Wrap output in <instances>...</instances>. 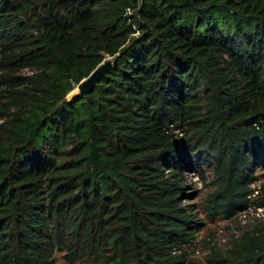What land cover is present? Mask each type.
I'll use <instances>...</instances> for the list:
<instances>
[{"label":"trees","instance_id":"1","mask_svg":"<svg viewBox=\"0 0 264 264\" xmlns=\"http://www.w3.org/2000/svg\"><path fill=\"white\" fill-rule=\"evenodd\" d=\"M0 70V264H190L180 160L199 147L216 160L209 213L246 206L264 0H0ZM230 252L264 264V231Z\"/></svg>","mask_w":264,"mask_h":264},{"label":"rangeland","instance_id":"2","mask_svg":"<svg viewBox=\"0 0 264 264\" xmlns=\"http://www.w3.org/2000/svg\"><path fill=\"white\" fill-rule=\"evenodd\" d=\"M107 60H110V56H105V61ZM1 75H3L2 70H0ZM85 79L76 84L72 91L80 92ZM4 88L0 86V91ZM177 139L179 142L177 146L185 145L184 147L192 149V146L198 144L192 143L184 132H180ZM235 141L236 139L232 146ZM254 148L258 161L244 172L241 180L246 188L248 201L246 206L239 207L240 209L231 216L225 213H209L208 197L216 185L215 157L202 147H199L201 151L195 156L181 157L180 163L183 166L188 163L195 169L194 173L184 174L183 189L178 195V201L182 206L192 208L191 226L197 222L196 227L187 229L191 235L179 250L184 253L190 264H245L246 262L242 263L237 257L231 256V249L241 240L245 232L259 235L264 231V149L259 147L258 143L254 144ZM55 264L70 263L62 253H59Z\"/></svg>","mask_w":264,"mask_h":264},{"label":"water","instance_id":"3","mask_svg":"<svg viewBox=\"0 0 264 264\" xmlns=\"http://www.w3.org/2000/svg\"><path fill=\"white\" fill-rule=\"evenodd\" d=\"M111 62L109 60L104 61L100 65H98L91 73L88 75V77L85 79V82L80 87L79 93H86L91 87L95 85L97 80L110 68Z\"/></svg>","mask_w":264,"mask_h":264},{"label":"clouds","instance_id":"4","mask_svg":"<svg viewBox=\"0 0 264 264\" xmlns=\"http://www.w3.org/2000/svg\"><path fill=\"white\" fill-rule=\"evenodd\" d=\"M104 61H105V60H104ZM104 61H103V62H104ZM109 61H110V60H109ZM103 62H102V63H103ZM87 77H88V76H87ZM87 77H85V78H87ZM85 78H83V79H85ZM83 79H82V80H83ZM82 80H81V81H82ZM194 172H195V171H194ZM194 172H193V173H194ZM185 173H188V172H185Z\"/></svg>","mask_w":264,"mask_h":264}]
</instances>
